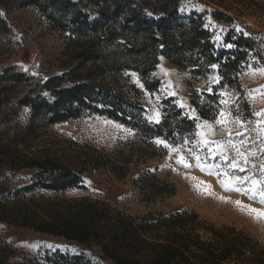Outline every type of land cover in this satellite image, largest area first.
Listing matches in <instances>:
<instances>
[{"label": "trees", "instance_id": "1", "mask_svg": "<svg viewBox=\"0 0 264 264\" xmlns=\"http://www.w3.org/2000/svg\"><path fill=\"white\" fill-rule=\"evenodd\" d=\"M187 1L0 0V6L12 2L38 8L50 28L66 34L73 47L70 62L60 73L42 79L20 70L10 61L13 28L0 9V57L5 60L0 62V224L94 244L113 264H225L240 253L243 244L227 237L224 230L205 228L213 233L215 243L204 240L197 233L202 226L197 213L133 216L90 195L65 196L70 190L88 191L86 173H109L124 180L135 155L139 166L141 160L158 154L154 139L171 144L195 139L197 118L172 99L164 101L162 121L151 122L145 116L142 91L131 81V73L138 74L150 91L161 85L152 78L161 56L186 70L189 83L215 73L219 83L210 92L194 91L191 96L192 107L207 121L216 119L223 108L220 89L234 86L242 92L239 76L252 60H262L261 41L245 33H230L225 43L233 48L219 49L203 16L183 11ZM214 17L232 21L222 12ZM24 107L31 109L24 132L7 136L1 127L15 122ZM87 114L107 116L134 129L140 141L133 143L129 154L124 149L107 152L89 145L27 152L38 126L51 127ZM23 169L34 174L29 185L16 188L12 182ZM135 184L148 204L174 192L172 183L160 180L151 170L140 172ZM37 191L43 193L37 196ZM225 230L239 234L234 228ZM15 254L0 234V264H39L31 256L14 259ZM50 261L93 264L81 256L62 254Z\"/></svg>", "mask_w": 264, "mask_h": 264}, {"label": "rangeland", "instance_id": "2", "mask_svg": "<svg viewBox=\"0 0 264 264\" xmlns=\"http://www.w3.org/2000/svg\"><path fill=\"white\" fill-rule=\"evenodd\" d=\"M185 3L183 11L188 14L193 11L203 16L206 26L214 34L213 40L219 49L233 48L225 43L230 33L237 35L245 33L247 36L258 38L264 49V0H188ZM12 4L11 2L8 6H0L13 28V33L9 36L12 41L10 61L20 70L42 79L62 72L70 62L68 54L73 49L69 46L66 34L52 30L38 8L34 6L23 8ZM216 12L225 13L232 21H219L214 17ZM3 61L5 60L1 56L0 62ZM252 62L254 63L245 68L239 76L242 92L237 91L234 86L220 89L219 93L223 98L220 113L223 112L224 116L221 117L219 113V116L211 121L200 118L197 110L191 105V96L194 91L210 92L219 83L215 73H210L206 79L189 83L190 75L186 70L161 56L157 71L152 75V78L158 79L161 84L155 91L148 90L141 77L131 73V81L142 91L140 100L146 110L145 116L151 122L162 121L164 101L172 99L173 103L187 115L197 118L195 139L185 140L180 144H171L161 138L154 139L153 144L158 154L149 160H141L139 166L135 164L137 160L135 155L130 173L124 180L116 179L109 173H86L84 180L88 191L70 190L65 196L90 195L106 200L115 208L133 216H146L150 213L166 215L182 211L197 213L202 225L197 233L204 240L215 243L213 233L205 229L214 227L224 230L227 237L236 238L243 244L240 253L225 264H261L260 261L264 263V217L258 218L249 211L250 208L264 211V203H261L259 198L252 199L247 192L227 190L224 186L229 183L244 186L241 181L246 175L254 177L258 183L264 182L261 175V165L264 164L261 141L264 140V133L257 131L258 126L264 128V123L258 125L261 117L255 115L257 112H264V71H261L264 69V51L262 60ZM30 113L29 107L20 109L16 121L3 125L1 130L12 138L15 135H22L29 123ZM245 129L247 132L244 136L238 135ZM229 133L232 142L225 146L226 155L229 161L236 159L237 168L228 167L220 156L213 159L207 149L197 147L202 138L225 141L229 138ZM34 136L30 147L26 148L28 153L42 150L65 151L72 149L74 145L79 147L89 145L107 152L124 149L126 154H129L133 143L139 142L141 138L130 127L107 116L93 114L51 127L38 126ZM241 140H246V143L241 144ZM157 141H164L170 147H165ZM232 144L243 152L248 160L247 164L244 163L243 157L237 155ZM20 147L25 149L23 145ZM197 156L201 158L200 165L197 164ZM181 158L184 163L178 162ZM185 163L190 166L186 167ZM213 164L219 166L214 169L219 175L202 170ZM239 167L247 171L240 172ZM147 170L155 173L160 180L172 183L173 194L166 195L160 202L146 203L137 189L135 180L140 172ZM33 174V170L23 169L12 184L16 188L29 185ZM253 186L251 183L246 184V188ZM41 193L43 192L37 191L36 195ZM46 195L54 196L51 193ZM236 201H241L248 207L239 206ZM226 227L234 228L239 234L225 230ZM0 234L2 240L15 250L13 258L17 260L31 256L39 264H52L50 260H55L57 254H62L69 258L81 256L93 264H113L103 257L101 249L94 244L84 245L10 224H0ZM246 238H249V241H246Z\"/></svg>", "mask_w": 264, "mask_h": 264}, {"label": "snow or ice", "instance_id": "3", "mask_svg": "<svg viewBox=\"0 0 264 264\" xmlns=\"http://www.w3.org/2000/svg\"><path fill=\"white\" fill-rule=\"evenodd\" d=\"M261 71H264V69H261ZM259 91V90H257ZM221 117L224 116V113H220ZM256 116L261 117V120L258 121V125L261 123H264V112H257L255 113ZM219 122V121H218ZM258 132L264 133V128H260L258 126L257 128ZM247 132V129H245L244 132H240L238 133V135L244 136L245 133ZM232 142V137H231V133H229V138L225 141H216V140H211V139H207V138H202L200 140V142L197 144V147H203L205 149L208 150V154L215 159L216 156H220L221 159L226 162L228 164V167L231 168H237V161L236 159H232L231 161L228 160V157L226 155V150H225V146L226 145H230ZM157 143H161L163 144L165 147H170L167 143H165L164 141H157ZM241 144L246 143V140H241L240 141ZM232 147L235 149V151L237 152V155L239 157H243L244 158V163L247 164L248 160L246 157H244L243 152H241V150L239 148H237L234 144H232ZM215 149V150H214ZM191 150V149H190ZM261 150L264 151V140L261 141ZM253 155H255V153H253ZM197 164L200 165L201 162V158L199 156H197ZM181 163H184L183 158H181L180 161ZM185 166L188 167L190 165H187L185 163ZM219 168L218 165H210L208 168H202V170L208 171L209 174H213V175H219V172L214 171V169ZM262 168V172L261 175L262 177H264V164L261 165ZM238 170L240 172H246L247 170L243 167H239ZM226 174V173H225ZM237 179H239L237 177ZM251 183L252 185H254L251 188H246V184ZM241 184L244 186H235L231 183L229 184H225L224 186L226 187L227 190H232V191H239V192H247L248 195H250V197L252 199H260L261 203H264V182L258 183L254 177H249L248 175H246L244 177V180L241 181ZM210 187V186H209ZM235 203H237V205L242 206L247 208V205H243L241 201H236ZM249 211L253 214H255L258 218L259 217H264V211L255 209V208H250Z\"/></svg>", "mask_w": 264, "mask_h": 264}]
</instances>
